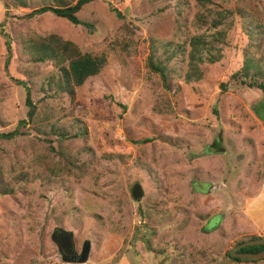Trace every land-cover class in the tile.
<instances>
[{"label":"rangeland","instance_id":"rangeland-1","mask_svg":"<svg viewBox=\"0 0 264 264\" xmlns=\"http://www.w3.org/2000/svg\"><path fill=\"white\" fill-rule=\"evenodd\" d=\"M5 1L0 133L28 123L16 138L0 139V169L18 186L16 194L0 193V264H264V258L239 262L229 256L239 241L264 237L263 93L231 79L244 64L247 44L240 17L224 57L206 65L202 80L186 83V62L170 63L176 91L170 92L147 67L151 43H178L206 30L195 22L199 0L184 9L176 0H93L78 13L94 23L92 30L51 12L24 17L60 0H29L17 8ZM212 2L217 9L246 10L264 23V0ZM52 32L108 56L101 75L80 87L75 100L44 98L36 88L32 93L35 119L48 115L70 135L85 126L87 141L56 135L51 143L42 140L17 81L26 78L25 68L35 77L53 70L50 63H21L18 38ZM7 39L15 50L9 60ZM144 138L151 141L134 142ZM61 154L89 164L66 168ZM27 169L52 181L21 187L15 177ZM136 184L140 200L133 195ZM57 228L74 233L79 254L91 245L87 260L63 259L52 238Z\"/></svg>","mask_w":264,"mask_h":264},{"label":"trees","instance_id":"trees-1","mask_svg":"<svg viewBox=\"0 0 264 264\" xmlns=\"http://www.w3.org/2000/svg\"><path fill=\"white\" fill-rule=\"evenodd\" d=\"M93 0H76L74 3L60 0L57 5H42L33 7L24 17L31 19L46 12H51L59 17L69 20L75 25L93 29L94 23L88 20H82L78 13L83 7ZM202 10H199L195 16V22L200 26H206V30L193 33L189 38L181 42L156 41L152 40L151 52L148 56L147 67L150 72L159 75L165 90L176 92L173 82L171 62H186L184 80L186 83L202 80L206 75V65L215 64L224 57V50L230 44V30L235 26L236 15L242 22V30L247 38V44L244 48V64L241 69L232 74L231 79L239 81L250 88H257L263 93L264 104V23L257 19L250 12L243 9L232 10L231 8L217 9L213 6L212 0H199ZM182 9L189 5V0H176ZM7 7L29 6V0H6ZM117 15L121 13L114 9ZM8 60L14 55L15 50L12 47L11 39H7ZM16 52L21 63L28 66L40 63H50L53 70L44 76L35 77L33 70L24 69L25 79H18V83L26 89V104L30 106V117L35 120L36 129L39 131L42 140L52 142L57 136L60 140L69 137L83 138L88 140V130L85 126H79L78 131L69 134L65 125L60 124L48 115H43L35 119L37 108L33 105L32 93L43 94L44 98L67 95L71 100L77 98L78 89L86 84L93 82L101 75L106 68L109 60L105 53L84 51L73 40L64 38L62 35L52 32L45 35H36L28 38H18ZM30 78V79H29ZM80 121V120H77ZM26 120L20 121L19 126L11 132L0 133V139L11 140L21 134V125L27 124ZM149 142L150 138L136 140L134 142ZM52 151L55 147L50 145ZM112 159L115 154H105V158ZM66 168L71 166L80 170H85L89 163L75 164L66 156H60ZM54 172L53 167H47V172ZM52 181L50 176H45L43 172L34 170H21L15 177V181L23 187L35 181ZM18 186H15L11 180L0 169V193L16 194ZM259 238L251 236L242 242ZM264 249V245L247 246L242 248L241 252H258ZM230 252V251H229ZM230 256V254H229ZM234 258V257H233ZM242 262L243 260L234 258ZM182 264H199L198 259H191L182 262Z\"/></svg>","mask_w":264,"mask_h":264},{"label":"water","instance_id":"water-1","mask_svg":"<svg viewBox=\"0 0 264 264\" xmlns=\"http://www.w3.org/2000/svg\"><path fill=\"white\" fill-rule=\"evenodd\" d=\"M133 195L135 198H137V200H140L142 195H143V191L142 188L140 186V184H136L133 188ZM67 242L71 241L70 236L74 237V233L71 231H66L64 233ZM256 245H264V237H259L256 239H251L245 242H242L238 245H236L233 249L230 250L229 254L230 256L234 257V258H238L241 260H245V261H253V260H259L264 258V249L260 250L258 252H241L240 250L244 247L247 246H256ZM68 246V245H66ZM91 245L88 243H85L83 248H82V252L78 258V261H82V259L84 258V260H87L88 256H89V249H90Z\"/></svg>","mask_w":264,"mask_h":264},{"label":"flooded vegetation","instance_id":"flooded-vegetation-1","mask_svg":"<svg viewBox=\"0 0 264 264\" xmlns=\"http://www.w3.org/2000/svg\"><path fill=\"white\" fill-rule=\"evenodd\" d=\"M65 230L62 228H57L54 230L52 238L58 245L59 252L61 253L63 259H76L79 258L80 254L77 252L76 243L74 237L70 236L71 241L67 242L65 235ZM68 245V246H66ZM83 248V247H82Z\"/></svg>","mask_w":264,"mask_h":264}]
</instances>
